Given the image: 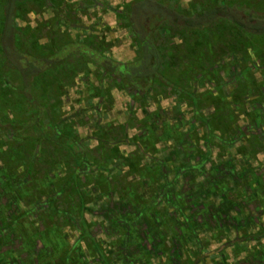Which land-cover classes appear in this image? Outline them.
<instances>
[{"label": "flooded vegetation", "instance_id": "af4514ba", "mask_svg": "<svg viewBox=\"0 0 264 264\" xmlns=\"http://www.w3.org/2000/svg\"><path fill=\"white\" fill-rule=\"evenodd\" d=\"M144 3H134L132 22L127 19L130 40L142 45L134 49L138 63H111L102 42L87 55L84 36L73 50L94 68L87 74L83 66L77 72L68 66L72 85L87 78L80 83L94 90L87 99L78 89L75 108L37 94L35 79L48 88L59 54L48 49L36 65L35 50L5 54L0 48V72L13 69L20 79L0 75V264H264L262 75L247 96L240 74L222 81L219 64H199L210 78L193 80L180 96L187 85L160 70L164 41H147L156 30L147 19L136 23ZM150 5L154 12L155 5L163 13L171 9ZM155 13L161 33L190 52L184 36L163 31L165 18ZM156 52L150 71L149 53ZM146 69L152 85L156 77L167 79L160 94L145 93ZM112 77L113 87L128 94L119 113L110 91L101 93ZM168 87L178 95H169ZM197 87H207V94L197 95ZM169 99L170 106H162ZM107 101L109 111L102 107ZM86 102L94 107L91 119ZM180 103L191 110L171 105Z\"/></svg>", "mask_w": 264, "mask_h": 264}, {"label": "rangeland", "instance_id": "374dc122", "mask_svg": "<svg viewBox=\"0 0 264 264\" xmlns=\"http://www.w3.org/2000/svg\"><path fill=\"white\" fill-rule=\"evenodd\" d=\"M128 4H126V0H14L13 3L9 5L6 3V0H0V48L1 51H5V54L9 53L10 50L15 48H22L27 50H35L37 53V57H32L37 61L36 65H39L42 61L40 59V53L46 55L47 50L49 49V53L51 54H59L60 60L59 64H55L53 68V73L51 74L52 81L49 80L48 88L45 87V84L42 85L38 82L39 76L37 80V94L38 95H50L57 98L59 104L66 101L69 106L76 107L75 102L78 97V89L83 90V95L88 99V97H92L94 90L89 87L88 84H82L80 82L87 81L86 78H76L74 85H72L71 75L74 72H68L74 69V65L76 67V72L81 69V66L85 68L87 74L89 71H93V66L87 62L86 60H81L78 53H73L77 51V47H80L82 42V37L84 36V42L87 45L88 51H86L87 55L91 53L92 48L97 47L100 42L106 44V48L101 52L105 53L103 57L107 59L110 58L111 63H117L118 65H124V63L128 66L138 63V53L135 52V47L138 48L136 43L138 42L140 45L138 38L133 37V40H130L132 36L130 31L131 26L127 28L128 21H131L130 11L132 5L137 3L139 0H127ZM144 4L148 3V5L142 8L136 15L138 16V20L136 23H143L145 19L148 22L149 26L155 27L156 30L153 33L147 34L148 40L150 43L158 39L161 43L164 41L166 48L161 49L159 47V52H165V56H161V68L160 70L163 74L170 79H175L177 81H181L182 85H187L188 89H183L180 96H185L186 92L191 89L190 85H192V81L199 79L205 80L210 78L211 72L207 71L205 67H200L197 60H194L191 57H185L187 53L185 49L180 45L179 39L175 37H165L163 33H161L160 22L157 23L158 17L155 16V12L153 11V7L150 5L154 3V1L167 5V7L171 9L180 10L182 13L185 11H189L194 3L198 4L204 3L205 5L213 3V1H224L229 2L234 5H239L246 10V8L252 12L254 15H263L264 14V0H250L249 3H253V5H243V1L246 0H143ZM249 1V0H248ZM253 1V2H252ZM257 1V4H256ZM248 3V2H247ZM130 6V7H129ZM144 12V13H143ZM96 22V23H94ZM155 26H154V25ZM162 25L166 28L169 34H174L178 36L179 30H176L171 23L166 19L162 23ZM175 29V30H174ZM178 33H177V32ZM128 33V34H127ZM83 34V35H82ZM186 39L193 38L192 33L182 34ZM164 36V39L163 37ZM212 36H210L211 38ZM137 38V39H136ZM155 39V40H154ZM204 39V38H203ZM210 40V39H209ZM141 41V40H140ZM157 41V40H156ZM175 41L177 45L175 46ZM98 42V44H97ZM173 42V43H172ZM214 42V38L212 39V43ZM223 41H218L217 44L224 47L223 54L215 55L213 54L215 51V46L209 45L206 49L208 51V56L211 59V64H219V70H223L221 75L218 76L217 79L231 80L233 75L240 74L242 77L240 80L245 81V95H254L255 89L254 84L257 80H260L262 75V80L264 81V51L256 52L255 49L251 51L247 50L245 56L243 51L239 50L238 52L242 55H234L232 52L227 51L226 46L228 39L225 41V46L222 45ZM259 44L262 48V41H257L254 39L253 44ZM91 46V47H89ZM142 46V45H141ZM255 46V45H254ZM174 48H178L175 50ZM214 48V49H212ZM256 48V46H255ZM67 53L64 57H61L63 51ZM184 51V52H181ZM218 50V49H217ZM216 50V51H217ZM13 52V51H12ZM201 52V51H200ZM220 52V51H219ZM221 53V52H220ZM233 55H232V54ZM257 53V54H256ZM26 53H22V56ZM1 55V54H0ZM149 63L151 62V53H149ZM199 55V54H198ZM137 56V57H136ZM29 60L30 56H28ZM17 59V55L16 58ZM1 61V59H0ZM18 62H22L23 59H18ZM140 61V60H139ZM165 62V63H164ZM193 62V63H192ZM26 67L24 70H30V66L27 65V62H23ZM26 63V64H25ZM76 63V64H75ZM168 63V65H165ZM169 63H175L176 66L173 67ZM210 63H203L204 65ZM224 63L223 65H221ZM21 64V63H20ZM132 64V66H133ZM223 67V68H221ZM191 69V72L189 71ZM4 71V72H3ZM0 72V75H4L3 79L7 80H20L17 73H14L13 69L5 68ZM147 74L144 78L147 81L148 88L145 89V93L150 95L160 94L159 91H162L159 88V84L167 79H162L161 77L155 78V82L157 84L152 85L150 83L149 78H152V73L147 72L148 69L144 70ZM203 74V77H197L198 74ZM79 74V72H78ZM91 75V74H90ZM96 75V73H95ZM229 75V76H228ZM69 76V77H68ZM149 76V77H148ZM223 76V77H222ZM174 77V78H173ZM141 78V77H140ZM93 78L90 77L89 80L93 82ZM216 79V80H217ZM115 77H112L111 80L103 81V88H101L102 92H109L114 102V108L116 107L117 112H121L122 104L126 101L125 96L128 95L126 92L117 91L114 83ZM79 82V83H78ZM197 85V84H195ZM105 87V88H104ZM174 87V84H173ZM208 87V86H207ZM207 87H197V95H206ZM118 88V87H117ZM167 93L171 96H177L179 89L168 87L166 88ZM174 90V91H173ZM250 90H253L252 92ZM196 92V88L193 89ZM93 92V93H92ZM109 93V95H110ZM165 94V92H164ZM240 95H243L240 94ZM169 100H163L161 102L162 106L169 107ZM94 102V101H93ZM91 102V103H93ZM176 102V100H175ZM184 102V101H181ZM185 103V102H184ZM184 103L179 104H171L175 109L178 107L177 111H190L188 107ZM55 104V102H54ZM87 108L83 109L85 111V117L93 118L92 108H90V103H87ZM230 104V103H229ZM110 102L103 104V108L106 111L110 109ZM231 105V104H230ZM115 108V109H116ZM181 110V111H180ZM91 112V113H90ZM122 115L119 117L121 118Z\"/></svg>", "mask_w": 264, "mask_h": 264}, {"label": "trees", "instance_id": "16d2710c", "mask_svg": "<svg viewBox=\"0 0 264 264\" xmlns=\"http://www.w3.org/2000/svg\"><path fill=\"white\" fill-rule=\"evenodd\" d=\"M13 1L14 0H6V3L9 5L10 3H13ZM249 2L250 0H246L245 5H253V3ZM155 7L156 11L160 13L165 20L167 19L169 23L171 22V25L176 30L181 31L182 34H185L186 32L192 33L191 35H193V38L190 37L189 41L191 40V42H187L186 45V49L191 51L187 52L185 57L189 56L194 60H197L198 64L211 62V59L207 55L208 51H206V48L209 45L215 46L213 54L219 55V51L221 52L220 54H222L224 47L217 44V42L223 41L222 45L225 46V41L227 39L228 42L226 49L234 55L237 54L242 56L238 52L239 50L243 51L244 56L248 49L253 52H255V49L257 50L256 52L264 51V14L260 16L254 15L247 8L245 10L244 8L239 7L238 4L233 6L232 3L224 1H213L210 6H207L204 3L197 4L194 11H185L184 13H176L171 9H167V13H163L158 5H155ZM162 28L163 31L166 30L163 25ZM210 36L212 37L210 38ZM213 38L214 42L212 43ZM254 39L262 41V48L259 44H253ZM187 40L188 38H185V41ZM142 42L145 43V45H143L145 48H149V45H147L145 40ZM150 47L153 46L151 45ZM190 47H193V50ZM153 55L154 60L150 62V71L154 68L153 66L158 64L157 52Z\"/></svg>", "mask_w": 264, "mask_h": 264}]
</instances>
